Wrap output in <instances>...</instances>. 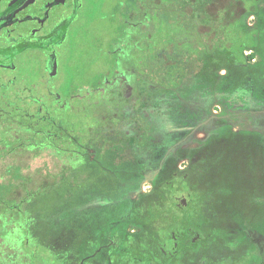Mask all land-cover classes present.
<instances>
[{
    "label": "trees",
    "instance_id": "obj_1",
    "mask_svg": "<svg viewBox=\"0 0 264 264\" xmlns=\"http://www.w3.org/2000/svg\"><path fill=\"white\" fill-rule=\"evenodd\" d=\"M216 1L208 0L213 6L207 15L201 0L191 1L192 14L187 12L189 0L163 3L168 7L162 5L159 18L160 57L154 47L149 50L148 58L157 59V70L153 64L146 66L144 86L151 105L159 102L160 109L155 117L145 113L142 140L135 143L139 153L127 161H117L116 150L106 151L99 162L88 157L65 159L59 182L33 200L40 206H33L30 217L38 218L35 227L45 234L37 244L73 255L75 225L81 219L82 250L89 251L92 227H112L113 231L103 229L90 249L99 259L126 245L129 261L140 263L141 258L142 264H149L148 258H153L157 264H202L206 248L217 256L223 243L232 250L237 236L241 240L264 234V131L249 130L247 125L235 132L228 123L238 114L255 124L264 118V0H240L239 18L228 7L231 14L218 17ZM252 15L256 20L249 25ZM214 105L223 107L226 118L216 121L198 148L181 146L172 151L150 178L152 189L140 193L143 177L137 174L151 165L160 167L164 140L184 137L188 120L195 125L205 117L204 106L209 116ZM130 133L121 136L135 137ZM187 159L189 166L181 169ZM99 200L103 206L89 208ZM129 228L141 231L132 236ZM111 234L117 246L109 245ZM104 244L109 247L101 248ZM165 251L176 258L163 262Z\"/></svg>",
    "mask_w": 264,
    "mask_h": 264
},
{
    "label": "flooded vegetation",
    "instance_id": "obj_2",
    "mask_svg": "<svg viewBox=\"0 0 264 264\" xmlns=\"http://www.w3.org/2000/svg\"><path fill=\"white\" fill-rule=\"evenodd\" d=\"M165 1L169 0H111L112 15L118 22L116 36L109 45H102L100 42L90 45L85 42V37L91 33L94 22L103 18H97L98 8H103L107 0H0V129L7 130L9 142L5 144L7 146L0 144V163H8L4 167L0 165V190L7 191L9 184L3 185L7 179L14 181L16 162L23 157L32 162H63L73 157L78 160L88 157L90 162H99V157L104 158L106 151L116 150L119 153L117 161L134 159V155L140 150L135 143L142 140L139 139V134L142 133L145 113H148V117L149 113L155 117L160 109L159 102L151 105L145 94L146 66L153 64V71L157 70V59L146 58L145 45L147 50H153L154 47L155 55L160 57V47L157 45L160 44L159 37L158 42L155 40L156 36H152L156 35V30L159 33L161 7H168L163 4ZM191 1L193 0H189L187 6L189 14L193 13ZM201 1L207 15L209 6H213V3L210 5L208 0L205 4L204 0ZM216 2L218 17L231 14L227 7L232 9L233 16L240 17V0ZM169 5L173 6L175 3ZM255 20L254 15L250 16L249 25L254 24ZM92 46L100 50L104 59L107 58V64L104 72L89 75L85 68L75 66L84 63L88 48L91 49ZM246 55L250 53L247 52ZM255 61L256 59L253 60ZM226 72L222 70L220 74L225 75ZM64 75L67 76L64 79L66 81L61 83L60 79ZM66 108L76 113L85 112L89 119L102 124L101 128L95 130L96 127L86 125L80 131L69 129L64 121ZM202 113H205L204 119L201 118L195 125L191 119L188 120V132L184 137L164 140L165 154L157 170L151 165L152 169L149 167L147 172L137 174L138 177H143L139 182L140 193L149 192L145 191V184L151 183L150 178L157 175L172 151L181 146L198 148V141L207 138L208 132L214 130L216 121L226 118L221 105L211 107L209 116L206 115L207 108L204 106ZM237 117L239 118L236 120L233 117L228 121L235 132L246 130L247 125L249 130L256 128L257 124L251 120H244L240 114ZM211 124L213 126L209 127ZM130 132L135 137L121 136L124 133L129 135ZM200 134L205 137L200 138ZM9 148L20 152L12 154L3 151ZM99 148L102 153H99ZM185 163L184 167L182 163L179 167L187 168L190 160L187 159ZM23 189L18 186L13 190V196L5 193L0 195V264H38V259L47 258L42 254L38 255L40 251L37 250L42 246L37 242L45 234L35 227L38 218L30 217L34 214L33 206H40L39 203L34 204L33 200L40 197L46 189H40L35 194L27 192L22 198ZM124 189L127 193L126 185ZM132 195L133 198L138 196L137 192ZM103 205L101 202L95 203L89 208ZM81 221L77 219L75 225L77 242L73 255L70 252L46 249L45 254L49 255L48 259L53 260L54 264L144 262L141 258L140 263L129 261L126 245L125 248L122 246L121 251L108 250L104 254V260L90 251L95 246L96 238L101 237L103 229L113 231L111 226L92 227L89 230V251L82 250L84 245L79 241L82 234ZM91 221L96 223L97 220ZM107 223L111 224V221ZM128 231L132 235L141 230L129 228ZM112 237L113 234L108 239L109 245L117 246ZM173 237L174 245L177 246V237ZM243 238L240 240L237 236L232 250L227 248V243H223V249L217 252V256L210 254L207 248L204 249L201 253L202 264H264V234L245 235ZM195 240L197 239L193 241ZM109 245H101V248H108ZM249 246L254 249H249ZM163 253V262L170 263L176 258L169 256L166 251ZM148 260L149 264H157L153 258Z\"/></svg>",
    "mask_w": 264,
    "mask_h": 264
},
{
    "label": "rangeland",
    "instance_id": "obj_3",
    "mask_svg": "<svg viewBox=\"0 0 264 264\" xmlns=\"http://www.w3.org/2000/svg\"><path fill=\"white\" fill-rule=\"evenodd\" d=\"M113 6H111V0H107L106 4L104 5L103 8H98V13H97V18H101L99 20H96L94 22L93 28L91 30V33H89L85 37V42L94 45L97 42H100L102 45H109L110 41L116 36V26H117V20L113 18ZM109 14L111 17H109ZM96 18V19H97ZM154 33V32H153ZM152 35V33H151ZM155 37V40L158 41L159 33L156 30V35L153 34L152 38ZM150 40V38H149ZM159 42V41H158ZM160 46V44H157ZM147 48V45H145ZM149 52V53H148ZM151 51L146 49V57L148 58L150 56ZM86 59L84 60V63L82 64H77L75 68L77 67H82L85 68L88 71L89 75H93V73L96 72H104L107 64V58L104 59V55L100 53L99 49H96L92 46L91 49L88 48V52L85 55ZM104 57V58H103ZM93 59V60H92ZM88 61V62H87ZM76 62V61H75ZM74 62V64H75ZM89 63V64H87ZM92 63V64H90ZM72 77V76H71ZM67 76L64 75L61 79L60 82L63 83V81H66ZM91 81V80H90ZM93 82L96 84V81L93 80ZM64 121L67 123L66 125L68 126L69 129H77L80 131L81 128H85L86 125H92L93 127H96L95 130H98L101 128L102 124H99L98 121L96 120H91L89 119V116L85 113H76L73 110H70L69 108L65 109V117ZM261 123L257 124L256 130H261L264 131V118L261 117ZM204 134H200V138H204ZM7 130H2L0 129V144H7ZM7 146V145H5ZM67 147V146H66ZM25 149L24 147H22ZM6 153H12L16 154L17 152L20 151H11L9 149H4L3 150ZM10 156V155H9ZM67 154L65 153V158ZM26 158V157H25ZM23 159L19 160L16 162L17 164V173H16V179L14 178V181L11 182V179H7L3 185H8L9 187L6 190H0V195H5L13 196V190L16 189L18 186H22L24 189L21 192V197L23 198L25 193H31L35 194L38 190L43 189H49L50 187L54 186L57 184L60 180L61 173H62V167H63V162L61 161H38V162H32L29 161L28 159L25 160ZM10 163V162H9ZM8 163L1 162L0 165L4 167V165H7ZM186 163H182V167L185 166ZM1 170V167H0ZM151 190V183H146L145 184V191H150ZM40 193V192H39ZM33 246V244H32ZM25 249V248H23ZM30 249V248H26ZM40 251V254L44 255V257L47 256V258H40L38 259V264H54V261L51 259H48V254L45 252L47 251L45 248L41 246V249H37ZM43 257V256H41Z\"/></svg>",
    "mask_w": 264,
    "mask_h": 264
}]
</instances>
